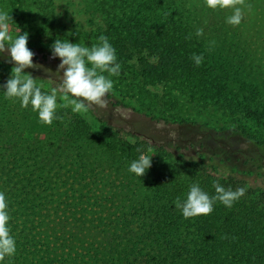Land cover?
<instances>
[{
    "label": "trees",
    "instance_id": "16d2710c",
    "mask_svg": "<svg viewBox=\"0 0 264 264\" xmlns=\"http://www.w3.org/2000/svg\"><path fill=\"white\" fill-rule=\"evenodd\" d=\"M84 1L101 19L89 31L60 27L54 0H0L28 33L25 71L36 83L60 86L57 38L91 47L104 35L121 65L104 104L89 105L94 123L58 107L42 124L0 90V192L16 242L0 264H264L263 82L229 41L196 35L203 23L188 0ZM7 46L0 84L12 68ZM208 105L211 120L231 125L202 119ZM141 154L151 167L137 177L128 168ZM214 182L244 195L185 219L176 199L193 183L212 196Z\"/></svg>",
    "mask_w": 264,
    "mask_h": 264
},
{
    "label": "clouds",
    "instance_id": "9594fccd",
    "mask_svg": "<svg viewBox=\"0 0 264 264\" xmlns=\"http://www.w3.org/2000/svg\"><path fill=\"white\" fill-rule=\"evenodd\" d=\"M242 0H204V6L210 9L231 8L233 14L225 18V22L238 25L243 17L241 7H237ZM11 19L6 11H0V47L8 41V60L12 64L11 72L0 90L5 99L19 101L22 108L31 107L37 114L38 121L50 125L56 119L58 107L71 108L73 113H86L90 104L103 105V98L113 88L111 77L119 76L121 65L117 62L116 50L108 38L101 35L98 42L91 47L82 42H72L68 38H57L50 45V58L59 59L58 69L62 70V80L59 88L42 91L33 76L26 72V68L34 65V53L27 46L28 33L16 34L14 37L8 33V22ZM203 34L202 28L196 29V35ZM68 35L74 36L75 33ZM191 59L199 66L203 55L193 54ZM107 73V75H105ZM58 100L61 103L58 104ZM152 157V156H151ZM151 157L141 154L134 159L128 171L137 177H142L151 167ZM215 194L210 196L199 184L189 186L186 198L179 197L175 207L185 219L201 215H208L213 211L214 204L219 201L225 207L244 195L245 188L240 187L235 191L225 189L214 182ZM8 204L4 193L0 192V262L5 257H12L16 252V242L10 235L8 221L10 219Z\"/></svg>",
    "mask_w": 264,
    "mask_h": 264
},
{
    "label": "rangeland",
    "instance_id": "374dc122",
    "mask_svg": "<svg viewBox=\"0 0 264 264\" xmlns=\"http://www.w3.org/2000/svg\"><path fill=\"white\" fill-rule=\"evenodd\" d=\"M188 3L192 7L191 9H195L198 16H200L203 23V32L209 36L210 41L214 40L217 43H223L224 40L229 41L233 50L243 56L247 69H251L252 74L255 76L254 81L263 82L262 84H264V0H242V3H238L236 6L241 7L243 11L242 20L238 25H231L225 22V18L233 14L231 8L213 10L204 6V0H188ZM54 5L57 14V24L60 27L63 26L65 30L74 27L80 31H89V29L101 24L100 16L84 0H54ZM19 31L20 33L22 32L15 24L8 22V33L10 36L14 37ZM6 75L8 74L3 72V77ZM37 83L46 87L49 91L53 88L43 82ZM126 99V103H132L131 99ZM59 103L61 101L58 100ZM131 108V106L119 108L124 119L132 116L130 115ZM201 110L203 111L198 115L202 119L204 114L209 113L206 121L210 125H231L230 122L229 124H224L223 119H219L218 123L211 120L214 119L210 115L211 105ZM79 114L94 123L95 120L89 112ZM219 117L227 118L225 116Z\"/></svg>",
    "mask_w": 264,
    "mask_h": 264
}]
</instances>
